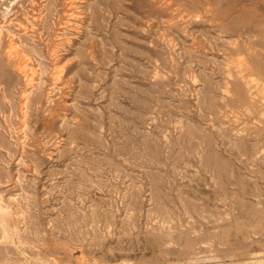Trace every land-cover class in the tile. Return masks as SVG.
I'll use <instances>...</instances> for the list:
<instances>
[{"label": "rangeland", "instance_id": "rangeland-1", "mask_svg": "<svg viewBox=\"0 0 264 264\" xmlns=\"http://www.w3.org/2000/svg\"><path fill=\"white\" fill-rule=\"evenodd\" d=\"M0 264H264V0H0Z\"/></svg>", "mask_w": 264, "mask_h": 264}, {"label": "bare ground", "instance_id": "bare-ground-1", "mask_svg": "<svg viewBox=\"0 0 264 264\" xmlns=\"http://www.w3.org/2000/svg\"><path fill=\"white\" fill-rule=\"evenodd\" d=\"M15 49H16V48H15ZM22 56H23V55H22ZM23 66H24V65H23ZM54 76H55V75H54ZM54 76H53V77H54ZM57 82H58V80H57ZM57 82H56V83H57Z\"/></svg>", "mask_w": 264, "mask_h": 264}]
</instances>
